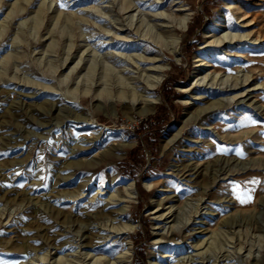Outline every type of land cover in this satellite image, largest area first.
I'll return each instance as SVG.
<instances>
[{"label":"rangeland","instance_id":"1","mask_svg":"<svg viewBox=\"0 0 264 264\" xmlns=\"http://www.w3.org/2000/svg\"><path fill=\"white\" fill-rule=\"evenodd\" d=\"M120 2L0 0V264L81 258L89 248L86 224L104 219L96 216L101 201L87 197L99 187L108 190L111 173L115 189L121 191L126 179L137 191L129 210L136 221L131 264H151L159 250L173 245L180 249L163 261L186 257L190 248L184 246L208 235L207 264L216 257L215 264H264V0H137L127 12L119 10ZM230 2L239 8H227ZM178 4L188 9L179 11ZM222 10L225 23H234L232 32L257 39L230 45L227 53L209 45L206 33L222 34L212 25ZM155 12L165 15L155 18ZM183 13L187 25L172 31L178 36L175 52L143 39L127 23L133 14V23L140 17L158 24L152 32H165ZM157 53L165 70L148 96L155 101L116 98L117 86L142 89L145 75L139 69L147 64L138 56ZM197 57L224 78L248 73L255 85L250 104L203 110L221 95L203 88L205 81L194 85ZM30 80L54 88L34 93L23 86ZM193 93L199 97L191 98ZM46 120L51 128L40 126ZM14 139L18 143L10 144ZM188 165L198 168L197 175L185 171ZM86 178L85 196L64 201L61 195L76 193ZM169 205L173 215L160 225L182 223L173 241L160 246L154 242L156 215ZM199 209L202 224H191ZM103 234L93 235L95 248L89 249L117 255L123 236Z\"/></svg>","mask_w":264,"mask_h":264},{"label":"bare ground","instance_id":"2","mask_svg":"<svg viewBox=\"0 0 264 264\" xmlns=\"http://www.w3.org/2000/svg\"><path fill=\"white\" fill-rule=\"evenodd\" d=\"M136 1L137 0H121L119 10L123 11V12H127L136 4ZM153 2H155V1H153ZM232 7H234L233 9L239 8L238 5H233L231 2L227 3V8H232ZM176 9L180 11V10H186V9H188V7H186L182 4H178V7ZM152 15L155 16V18H156L159 16H163L165 14L163 12H155ZM239 16H242V14L241 15L237 14L236 17H239ZM133 17H134V15L131 14L130 19L128 20L129 22L127 21V23L130 27L132 26V28L134 29V31L136 33L143 36L144 37L143 39H150V41H153L154 43H159L160 45H162V44L168 45L169 47H167V48H169V50L172 52L176 51V45L178 43V36L172 31L174 29H178V30L184 29V27L187 25V21H188L187 14L183 13L182 15H180L178 17V21H177L178 24L176 26L173 27L172 25H166V26H169V28L165 32L164 31L152 32V29L155 27H158V24L151 23V25H150L146 21H144L143 18H140V17L135 18V22L133 23ZM224 19H225V12H224V10H222L220 12L219 16L213 21V24H212L214 29L221 31L222 34H220V35L212 34L210 36V34L206 33L207 34L206 37H211V39H209L207 41V43L209 45H212L216 48H220L223 46L224 47L223 53H227L226 52V50H228L227 47H229L230 45H236L239 42H247V40H249L251 38L250 37L246 38V36L249 35L248 33L232 32L231 27L234 25V23L233 24L232 23L231 24L225 23ZM143 24L147 25V28L145 30H142V27H144ZM121 26H122V24H119V27H117L116 31L113 33V36L116 39L119 38V33H117V32L122 30ZM125 36H127V35H125ZM121 39H123V38H120V40ZM256 39L257 38L251 39V41L256 40ZM138 58L139 59L144 58V61L147 64V67L139 69V71L141 70V72H144L142 74H144L145 76L142 78L144 79L145 85H143V87L140 91H137L135 85L132 86L129 84H123L121 86L115 87L116 89L114 91H116V94L115 93L114 94H115L116 98L121 99L123 101L130 102L131 104L144 101V103H146L147 105H150L155 101V99L150 98L148 96L151 95L150 92L153 91L155 89V87L158 85V83L162 80L163 72L165 70V64L158 62L162 59L161 54H159V53L154 54L152 57H144L142 55H139ZM195 61H197L198 64H196V68H195L197 70V73L195 75V76H197L196 77L197 79L194 82V85L199 86L200 82L205 81V84H203V88H205V87L210 88L212 92H218V94L221 95V97L217 98L216 100H213L212 104L210 106L204 108L203 110L208 109L211 111V109H213L214 107H217V109H218L220 106L226 105L230 102L242 103V104H246V105L250 104L251 100H250L249 94L251 91H253V89H255V85L250 82V80H249L250 75L248 73H242L239 75L235 74L234 76L224 78V77H222L221 74H218V72L215 70L214 71H207L208 68L210 66H213V65L208 60H204V57H197ZM208 83H209V85H208ZM26 84H28V85H26ZM26 84H23V86H29L30 88H33L34 93H38V92H42V91H48V90H52L54 88V86H50L44 82H38V81H33V80L28 81ZM206 85H208V86H206ZM188 86L189 85L185 86V89L188 88ZM195 86H193V87H195ZM201 86H202V84H201ZM87 92H88V90L83 91V93H85V94ZM100 92H101V90H100ZM95 96H96V98H97V96H100L99 91ZM198 97L199 96H197L196 93H193V96H191V98H193V99L198 98ZM184 102L189 103V100L186 99ZM256 108H259V107H256ZM81 119H82V121H86L84 117H82ZM51 124H52L51 122L46 120V121H41L40 126L51 128V126H52ZM98 130L100 131V129H98ZM97 138H98V135H96L89 143L95 144V142L97 141ZM17 143H18L17 139H14V140H12V142H10V144H13V145L17 144ZM70 150L73 151V149H70ZM100 156H101V154H99V157ZM95 163L96 162L93 159H91V161L89 162L90 167L91 168L94 167ZM66 165H68V164H66ZM66 165H64V166L67 167ZM185 171H188L190 173V175H197L198 168L195 165H193V166L188 165L186 167ZM212 177L214 179L215 177H218V174L216 172H214ZM116 178L117 177L115 176V174L111 173L110 174V180L111 181H109V182H110V184L111 183L112 184H111L110 188L103 192L102 190L104 187H99V189H97L96 191H93V194H91L90 196L87 197L90 199V202L93 199L94 200L98 199L101 201L99 213L96 214V216L98 219H99V217L104 218V219H102V221L96 223L94 226L90 225L89 223L86 224L88 226V231H89L90 235H88L86 237V240H87L86 243L87 244H85L86 245L85 247H89V248L94 247L95 248V246H93L94 242L91 241L94 238L93 235L94 236H100L99 234L102 232L104 234L110 233L115 237L116 236H118V237L123 236L122 241H121L122 247L118 251L117 255L112 257V256H109L108 254L95 253V252H92L91 249L88 248L87 250L81 252V254H80L81 258L77 259L74 257L75 259H77L74 261H73V259L71 260L70 258H68V256L66 257V256L59 255L56 258L58 263L64 262L65 264H131L130 256H131V252H132L133 238H132L130 233L136 227V221H134L131 218V216L129 214L130 213L129 210H130V203L134 198H136L137 191L135 189L134 182L132 180H126V179H123L121 182L123 184V186H122L123 189L121 191L115 189L113 187V184L115 181H113V180H116ZM67 179H69V174L62 176V177H60V179L56 180V184L60 185L63 181H65ZM88 180H89V178H86V179H83L82 182H79V188H78V191H76V193L61 195V197L64 199V201H67V200L74 201L76 199H81L82 197L85 196L83 194V191L85 190V187L88 185ZM157 204L161 205V207H162V203L158 202ZM202 204L203 203H200V206H199L200 209L203 207V206H201ZM109 205H112L113 209H107V207ZM200 209L197 210L195 213L193 212L194 214L192 215L191 224H196V223L202 224V222H200V220H197V218L202 216L201 215L202 212H200ZM158 211H159V209H157V208L154 210V212H158ZM173 212L174 211L172 210V205H169L165 208V211H162L156 215L157 222L155 223L154 228L159 230L158 232L155 231L156 233H158L159 237H155L154 242L157 243V245L161 246L164 243H170V241H173V239H174L173 236L176 235L175 230L178 227V225L180 224L181 220L178 222L179 224H177V225H174V223L168 224L167 227L165 226L166 224L160 225V222H167V220H164V219L171 217V215H173ZM57 216L59 217V219L62 218L63 220L65 218H67L66 215L64 216L62 214H58ZM233 220H232V222H233ZM232 222H230V223H232ZM227 223H229V222L228 221L224 222V224H227ZM164 228H165V230L163 231ZM202 231H204V229L199 227V229L196 232L199 234L200 233L202 234L203 233ZM104 234H103V238L105 239L106 235H104ZM210 237H211V235H208V236H204V237H199L196 240L189 241L190 243L188 245L184 246L185 249L190 248L187 256L186 257H185V255L179 256V257L175 258L174 260L169 259L168 262L163 261L164 259H162V258H168L169 256H171V252H173V250L175 248H178L177 245L176 246L173 245L172 247L167 248L166 250H163V251L159 250L158 251L159 252V254H158L159 258H157V259L153 258L151 260V264H207L208 256L205 254L207 247L206 248H204V247H205V245L210 243V241H208V239ZM211 242H212V240H211ZM202 248H204V249H202ZM178 249H180V248H178ZM178 249H175V251H177ZM191 251H193V252H191ZM49 253H50V251L46 252L42 256V259L48 260V258H50V257H48V256H50ZM216 258H215V262H216ZM252 258L258 259V257L254 256V255ZM56 260H54V261H56ZM209 260H210V258H209ZM215 262L210 261V263H208V264H215Z\"/></svg>","mask_w":264,"mask_h":264},{"label":"built area","instance_id":"3","mask_svg":"<svg viewBox=\"0 0 264 264\" xmlns=\"http://www.w3.org/2000/svg\"><path fill=\"white\" fill-rule=\"evenodd\" d=\"M147 126V125H146Z\"/></svg>","mask_w":264,"mask_h":264}]
</instances>
